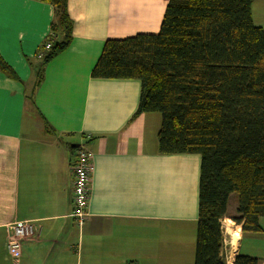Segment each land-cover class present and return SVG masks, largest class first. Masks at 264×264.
Masks as SVG:
<instances>
[{
	"label": "crops",
	"instance_id": "1",
	"mask_svg": "<svg viewBox=\"0 0 264 264\" xmlns=\"http://www.w3.org/2000/svg\"><path fill=\"white\" fill-rule=\"evenodd\" d=\"M166 2L67 0L71 40L36 84L53 6L0 0V57L17 76L0 71V264L193 263L200 156L159 153L160 114L135 115L138 79L90 74L105 40L158 32ZM251 17L264 31V0ZM75 144L92 154L81 226L70 215ZM235 208L221 219L225 264L238 254L264 264V240L242 243L262 228L242 231ZM22 220L38 233L9 255L5 226Z\"/></svg>",
	"mask_w": 264,
	"mask_h": 264
},
{
	"label": "trees",
	"instance_id": "2",
	"mask_svg": "<svg viewBox=\"0 0 264 264\" xmlns=\"http://www.w3.org/2000/svg\"><path fill=\"white\" fill-rule=\"evenodd\" d=\"M41 1L54 19L44 39L50 47L42 42L38 51L36 84L72 36L67 0ZM252 2L167 0L158 32L105 40L90 72L138 79L135 115L160 114L159 153L200 156L192 264H225L221 219L230 193L242 231L261 230L264 217V31L252 20ZM0 71L17 77L1 57ZM233 264L260 263L238 254Z\"/></svg>",
	"mask_w": 264,
	"mask_h": 264
},
{
	"label": "built area",
	"instance_id": "3",
	"mask_svg": "<svg viewBox=\"0 0 264 264\" xmlns=\"http://www.w3.org/2000/svg\"><path fill=\"white\" fill-rule=\"evenodd\" d=\"M50 35V33H49ZM51 36V35H50ZM44 48L50 47V42L43 41ZM92 154L84 144L75 147V158L72 164V209L70 215L81 226L87 216L86 206L89 196V181L92 170ZM39 226L31 220L8 223L5 226V250L9 255H18L22 241L35 237Z\"/></svg>",
	"mask_w": 264,
	"mask_h": 264
},
{
	"label": "rangeland",
	"instance_id": "4",
	"mask_svg": "<svg viewBox=\"0 0 264 264\" xmlns=\"http://www.w3.org/2000/svg\"><path fill=\"white\" fill-rule=\"evenodd\" d=\"M156 115L158 116L159 114L156 113ZM154 122L152 121L149 126H153ZM236 201H237V194L232 192L230 193L229 197H228V208L229 210L231 209V206L233 205H236ZM236 212L235 211H230V213L228 214L229 218L231 219L232 223L234 222L232 217L236 216ZM226 221V224L230 223L229 221L225 220ZM235 223V222H234ZM258 223H259V226L260 228H262V236H259L258 238H255V236H249V235H246L244 240H243V246H245L247 243H249V241H252L254 239V241H260L261 239L264 240V217H260L258 219ZM236 224V223H235ZM264 243V242H263ZM256 244V243H255ZM253 254H256V253H253ZM256 257V256H255Z\"/></svg>",
	"mask_w": 264,
	"mask_h": 264
},
{
	"label": "water",
	"instance_id": "5",
	"mask_svg": "<svg viewBox=\"0 0 264 264\" xmlns=\"http://www.w3.org/2000/svg\"><path fill=\"white\" fill-rule=\"evenodd\" d=\"M77 146V144H75Z\"/></svg>",
	"mask_w": 264,
	"mask_h": 264
}]
</instances>
